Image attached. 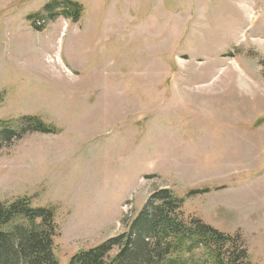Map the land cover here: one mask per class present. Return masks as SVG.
Here are the masks:
<instances>
[{
    "label": "rangeland",
    "instance_id": "1",
    "mask_svg": "<svg viewBox=\"0 0 264 264\" xmlns=\"http://www.w3.org/2000/svg\"><path fill=\"white\" fill-rule=\"evenodd\" d=\"M52 1L0 0V122L57 131L0 144V202L54 208L69 264L168 188L264 264V0H74L76 23L30 19Z\"/></svg>",
    "mask_w": 264,
    "mask_h": 264
},
{
    "label": "trees",
    "instance_id": "2",
    "mask_svg": "<svg viewBox=\"0 0 264 264\" xmlns=\"http://www.w3.org/2000/svg\"><path fill=\"white\" fill-rule=\"evenodd\" d=\"M82 12L74 0H55L30 19L59 14L76 23ZM2 102L0 96V106ZM29 133L57 131L37 117L0 122V144ZM209 192L192 191L187 198ZM185 200L168 188L154 192L137 215L123 220L122 234L76 253L69 264H253L241 234H227L198 217H187ZM55 216L54 208L33 207L28 198L0 202V264H58Z\"/></svg>",
    "mask_w": 264,
    "mask_h": 264
}]
</instances>
